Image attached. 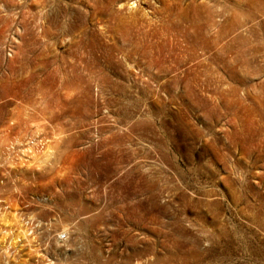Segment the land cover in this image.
I'll list each match as a JSON object with an SVG mask.
<instances>
[{
	"label": "rangeland",
	"instance_id": "1",
	"mask_svg": "<svg viewBox=\"0 0 264 264\" xmlns=\"http://www.w3.org/2000/svg\"><path fill=\"white\" fill-rule=\"evenodd\" d=\"M166 1L0 0V264H264V0Z\"/></svg>",
	"mask_w": 264,
	"mask_h": 264
},
{
	"label": "bare ground",
	"instance_id": "2",
	"mask_svg": "<svg viewBox=\"0 0 264 264\" xmlns=\"http://www.w3.org/2000/svg\"><path fill=\"white\" fill-rule=\"evenodd\" d=\"M160 2H162L163 4H164V6H161L162 8H161V10H164L165 8H166V6L168 5V6H170V2L169 1H166V0H159ZM173 1H176V0H173ZM179 1H181V0H177V2L179 3ZM183 6V5H182ZM181 8V7H180ZM179 8V9H180ZM183 9H185L184 7H182ZM215 9V8H214ZM182 10V9H181ZM209 14H210V18L208 19V21H209V24L211 23V25H212V27L214 26V25H216L217 24V20L215 19L216 18V13L214 14V10H210V12H209ZM210 26V25H209Z\"/></svg>",
	"mask_w": 264,
	"mask_h": 264
},
{
	"label": "built area",
	"instance_id": "3",
	"mask_svg": "<svg viewBox=\"0 0 264 264\" xmlns=\"http://www.w3.org/2000/svg\"><path fill=\"white\" fill-rule=\"evenodd\" d=\"M67 237V233L66 232H62L59 234V238L64 240Z\"/></svg>",
	"mask_w": 264,
	"mask_h": 264
}]
</instances>
